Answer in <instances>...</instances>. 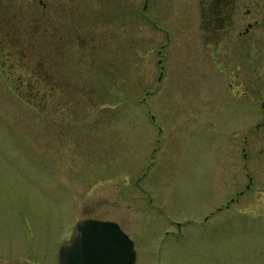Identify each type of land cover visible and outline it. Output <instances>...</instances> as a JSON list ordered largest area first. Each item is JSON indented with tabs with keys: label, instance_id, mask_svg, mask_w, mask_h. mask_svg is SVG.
<instances>
[{
	"label": "rangeland",
	"instance_id": "rangeland-1",
	"mask_svg": "<svg viewBox=\"0 0 264 264\" xmlns=\"http://www.w3.org/2000/svg\"><path fill=\"white\" fill-rule=\"evenodd\" d=\"M202 2L74 0L71 42L43 37L39 7L14 11L19 54L0 36V264H56L83 217L116 221L134 264H264V216L216 209L244 165L264 178L243 139L259 65L244 43L223 67L201 37Z\"/></svg>",
	"mask_w": 264,
	"mask_h": 264
},
{
	"label": "flooded vegetation",
	"instance_id": "flooded-vegetation-1",
	"mask_svg": "<svg viewBox=\"0 0 264 264\" xmlns=\"http://www.w3.org/2000/svg\"><path fill=\"white\" fill-rule=\"evenodd\" d=\"M56 1L53 0L51 3L50 0H0V36L3 40L13 43L12 53L19 54L16 47V38L18 33L21 32V28L17 26L18 21L14 11L22 6L40 8L41 14L33 20V25L41 28L43 37L57 38V41L58 39L68 42L72 40L82 41L80 28L82 22L80 14L74 6V0H68V3L64 4ZM242 2L248 6L246 10L249 11V21L237 25L231 19L235 8L239 4L237 0H203L200 5L201 20L199 26L203 31L201 37L205 45L212 49L216 58L221 60L224 68L226 66L225 57H223L226 55L224 54H228L227 56L231 58L233 56L237 59L240 58L242 54L241 44L244 43L248 44L250 51H252L258 62L259 66L250 72L257 85L255 89H250V98L255 104L259 103L260 114L259 116L254 114L253 128L248 129V133L246 132L243 135V139L246 141L247 137H250L248 144L251 148L256 149V155L261 156L263 168L260 170V174H264V72H259L264 70L262 68L264 60V0H242ZM8 10L12 12H8ZM56 27H61L58 34L56 31L51 30ZM60 31L68 34L60 35ZM22 41L25 42L26 40ZM218 52H222V59ZM238 71L240 73L237 74ZM50 74V71H47V67H45L42 76L44 85L48 86ZM234 74L235 78L239 80L240 90H242L246 87L244 83L246 73L241 71V68H237ZM50 89L53 90L54 86L48 88V90ZM253 107L255 109V105ZM243 173L247 178L244 184L241 183L235 195L229 196L226 203L217 205L216 209L221 211L222 207L224 209L229 207L226 206L229 205V202H234L238 205L239 214L255 217L264 216V178L258 177V170H253L250 167L248 171L247 165H244ZM214 212L209 213L203 219L207 221ZM10 264L16 263L12 262ZM56 264H59L58 249L56 250Z\"/></svg>",
	"mask_w": 264,
	"mask_h": 264
},
{
	"label": "water",
	"instance_id": "water-1",
	"mask_svg": "<svg viewBox=\"0 0 264 264\" xmlns=\"http://www.w3.org/2000/svg\"><path fill=\"white\" fill-rule=\"evenodd\" d=\"M133 241L112 220L83 217L58 248L59 264H134Z\"/></svg>",
	"mask_w": 264,
	"mask_h": 264
}]
</instances>
